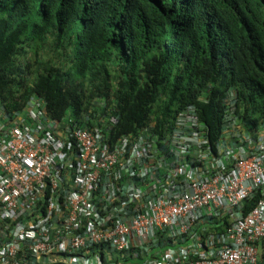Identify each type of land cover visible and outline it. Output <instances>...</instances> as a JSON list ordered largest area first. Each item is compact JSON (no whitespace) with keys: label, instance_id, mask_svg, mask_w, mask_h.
<instances>
[{"label":"built area","instance_id":"2783aa9c","mask_svg":"<svg viewBox=\"0 0 264 264\" xmlns=\"http://www.w3.org/2000/svg\"><path fill=\"white\" fill-rule=\"evenodd\" d=\"M223 102L215 136L189 105L118 138L0 103V264H264V118Z\"/></svg>","mask_w":264,"mask_h":264},{"label":"trees","instance_id":"16d2710c","mask_svg":"<svg viewBox=\"0 0 264 264\" xmlns=\"http://www.w3.org/2000/svg\"><path fill=\"white\" fill-rule=\"evenodd\" d=\"M231 93L241 122L264 118V0H0L8 113L33 97L77 125L109 113L118 138L194 105L215 136Z\"/></svg>","mask_w":264,"mask_h":264},{"label":"rangeland","instance_id":"374dc122","mask_svg":"<svg viewBox=\"0 0 264 264\" xmlns=\"http://www.w3.org/2000/svg\"><path fill=\"white\" fill-rule=\"evenodd\" d=\"M39 54L42 58H51L52 60L55 61V54L54 52L47 46V45H44L43 48L39 51ZM29 57H31V55L29 54ZM32 58V57H31ZM259 127H260V122L257 121Z\"/></svg>","mask_w":264,"mask_h":264}]
</instances>
